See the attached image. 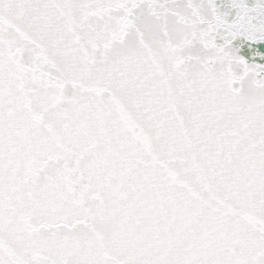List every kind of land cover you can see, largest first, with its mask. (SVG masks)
Instances as JSON below:
<instances>
[{"label": "snow or ice", "instance_id": "obj_1", "mask_svg": "<svg viewBox=\"0 0 264 264\" xmlns=\"http://www.w3.org/2000/svg\"><path fill=\"white\" fill-rule=\"evenodd\" d=\"M0 264H264V0H0Z\"/></svg>", "mask_w": 264, "mask_h": 264}]
</instances>
